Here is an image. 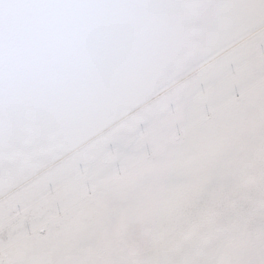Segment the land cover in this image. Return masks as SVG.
<instances>
[{
	"label": "rangeland",
	"instance_id": "374dc122",
	"mask_svg": "<svg viewBox=\"0 0 264 264\" xmlns=\"http://www.w3.org/2000/svg\"><path fill=\"white\" fill-rule=\"evenodd\" d=\"M65 2L0 49V264H264V0Z\"/></svg>",
	"mask_w": 264,
	"mask_h": 264
},
{
	"label": "snow or ice",
	"instance_id": "6c2138e0",
	"mask_svg": "<svg viewBox=\"0 0 264 264\" xmlns=\"http://www.w3.org/2000/svg\"><path fill=\"white\" fill-rule=\"evenodd\" d=\"M80 5L65 0H0V45L27 32L41 16Z\"/></svg>",
	"mask_w": 264,
	"mask_h": 264
},
{
	"label": "trees",
	"instance_id": "16d2710c",
	"mask_svg": "<svg viewBox=\"0 0 264 264\" xmlns=\"http://www.w3.org/2000/svg\"><path fill=\"white\" fill-rule=\"evenodd\" d=\"M6 46H7V45H4V44H3V45H0V49L4 51L5 48H6ZM17 47H18V45L15 43L14 50H17V52H18V48H17ZM211 58H212V57H211ZM208 60H209V59H208ZM7 61H8V60H6V62H7ZM206 61H207V60H206ZM194 69H195V68H194ZM194 69H193V70H194ZM179 78H182V77H179ZM2 160H4V159L2 158ZM29 167H30V171H29V173H30V172H33L34 169H31L32 165H29ZM28 169H29V168H28Z\"/></svg>",
	"mask_w": 264,
	"mask_h": 264
}]
</instances>
